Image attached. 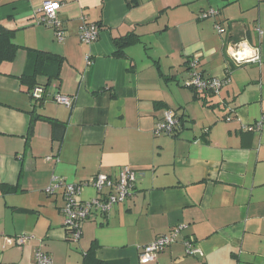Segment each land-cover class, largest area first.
Here are the masks:
<instances>
[{
	"label": "crops",
	"instance_id": "obj_1",
	"mask_svg": "<svg viewBox=\"0 0 264 264\" xmlns=\"http://www.w3.org/2000/svg\"><path fill=\"white\" fill-rule=\"evenodd\" d=\"M44 1L0 0V32L15 31L21 47L0 67V264H37V251L87 264L91 249L105 264H143V246L178 225H187L178 241L148 264H264V121L247 129L264 118V0H50L61 4L63 41L36 23ZM209 9L218 17L201 20ZM86 23L100 26L91 44L79 40ZM132 32L140 42L119 56L115 40ZM239 41L259 48L261 62L237 65L226 50ZM28 49L63 58L48 70L56 78L37 77L41 100L20 80L33 72ZM195 58L206 77L231 78L219 95L188 85ZM167 109L178 130L155 136ZM124 166L137 173L131 196L72 241L62 194L46 193L52 177L80 184ZM96 197L84 186L77 198ZM24 235L33 239L12 244ZM188 239L201 255L187 254Z\"/></svg>",
	"mask_w": 264,
	"mask_h": 264
},
{
	"label": "built area",
	"instance_id": "obj_2",
	"mask_svg": "<svg viewBox=\"0 0 264 264\" xmlns=\"http://www.w3.org/2000/svg\"><path fill=\"white\" fill-rule=\"evenodd\" d=\"M61 4L50 0L42 2L37 10L36 23L49 29H52L59 41L65 38L64 23L59 18ZM219 12L214 9L202 12L201 20L216 19ZM219 34H225L227 31L220 24L216 25ZM260 35L263 34L260 28H257ZM100 26L97 24H84L79 32V40L83 44H91L99 39ZM227 53L237 65L260 63V49L254 48L246 41L229 43ZM198 60L192 59L189 61V83L188 85L198 93H212L219 95L225 87H227L231 78L206 77L198 67ZM46 95V89L43 86L35 87L31 96L34 100H41ZM55 101L58 104L71 107L73 100L69 96L56 95ZM228 121L231 118L227 119ZM264 118L256 125L247 128L249 131H261ZM180 125V119L174 110L167 109L163 112L162 119L156 124L154 129L155 136L174 135ZM48 160L54 159L51 157ZM59 161V159H55ZM137 179V173L130 166H124L118 177H112L107 174H97L89 181L80 184L68 183L65 179L53 176L50 185L46 188V193L49 196L62 194L64 205L62 214L64 217V226L71 234V240L78 242L83 233L82 225L95 215L107 217L113 207L124 203L132 194L134 183ZM84 186H90L97 192V197L89 200H78L81 195V189ZM187 225H178L174 227L168 234L159 236L150 244L143 246L140 254V260L143 264L155 262L158 254L163 252L168 247L175 244L180 238ZM32 236L24 235L11 239L12 244L18 246L26 245ZM187 254L190 256L201 255L202 252L198 249L191 239L185 240ZM37 264H54L48 254L42 251H37L35 254Z\"/></svg>",
	"mask_w": 264,
	"mask_h": 264
},
{
	"label": "trees",
	"instance_id": "obj_3",
	"mask_svg": "<svg viewBox=\"0 0 264 264\" xmlns=\"http://www.w3.org/2000/svg\"><path fill=\"white\" fill-rule=\"evenodd\" d=\"M14 40H15V31L3 29L0 32V67L3 63L13 62L16 59L17 53L21 47H19ZM139 42H140V37L133 32L122 38L116 39L115 43L118 48L117 54L119 56H124L125 50L128 47L135 45ZM28 51H29L28 52L29 57L31 58V62H32L31 66L33 72L31 74H23L20 80L22 84L27 87L28 93H31L32 90L39 85L37 81V77L39 75H48L49 81L57 77V76H49L48 70L49 68H54L55 65H59L60 67L63 58L57 54L45 52L41 50L28 49ZM37 118H39V116L36 117L35 119ZM50 121L53 125L55 139L61 140L64 131L63 127L56 120L52 119ZM87 264H105V263L94 260V252L93 249H91L87 253Z\"/></svg>",
	"mask_w": 264,
	"mask_h": 264
},
{
	"label": "rangeland",
	"instance_id": "obj_4",
	"mask_svg": "<svg viewBox=\"0 0 264 264\" xmlns=\"http://www.w3.org/2000/svg\"><path fill=\"white\" fill-rule=\"evenodd\" d=\"M215 3H216V2H215ZM209 10H210V9H209ZM218 12H219V11H218ZM215 28H216V24H215ZM215 30H216V32L218 33L217 28H216ZM217 33H216V34H217ZM218 34H219V33H218ZM218 34H217V35H218ZM220 35H221V34H220ZM218 36H219V35H218Z\"/></svg>",
	"mask_w": 264,
	"mask_h": 264
}]
</instances>
